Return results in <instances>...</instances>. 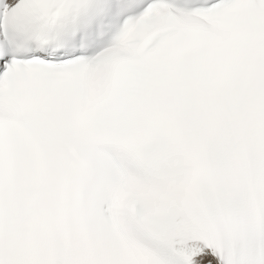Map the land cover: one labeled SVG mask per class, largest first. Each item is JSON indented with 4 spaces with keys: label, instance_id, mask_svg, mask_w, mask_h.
<instances>
[{
    "label": "snow or ice",
    "instance_id": "1",
    "mask_svg": "<svg viewBox=\"0 0 264 264\" xmlns=\"http://www.w3.org/2000/svg\"><path fill=\"white\" fill-rule=\"evenodd\" d=\"M0 264H264V0H0Z\"/></svg>",
    "mask_w": 264,
    "mask_h": 264
}]
</instances>
